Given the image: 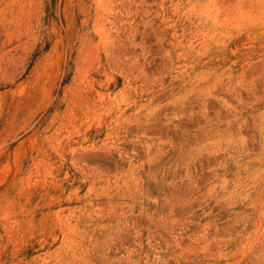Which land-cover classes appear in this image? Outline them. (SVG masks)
<instances>
[{"label": "rangeland", "instance_id": "obj_1", "mask_svg": "<svg viewBox=\"0 0 264 264\" xmlns=\"http://www.w3.org/2000/svg\"><path fill=\"white\" fill-rule=\"evenodd\" d=\"M0 264H264V0H0Z\"/></svg>", "mask_w": 264, "mask_h": 264}]
</instances>
